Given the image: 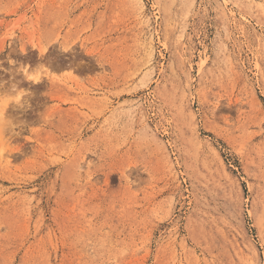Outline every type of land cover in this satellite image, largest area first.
Masks as SVG:
<instances>
[{
    "label": "rangeland",
    "instance_id": "rangeland-1",
    "mask_svg": "<svg viewBox=\"0 0 264 264\" xmlns=\"http://www.w3.org/2000/svg\"><path fill=\"white\" fill-rule=\"evenodd\" d=\"M0 61V264H264V0H0Z\"/></svg>",
    "mask_w": 264,
    "mask_h": 264
},
{
    "label": "clouds",
    "instance_id": "clouds-1",
    "mask_svg": "<svg viewBox=\"0 0 264 264\" xmlns=\"http://www.w3.org/2000/svg\"><path fill=\"white\" fill-rule=\"evenodd\" d=\"M14 36L9 37V39L13 38ZM72 47V46H71ZM69 47L68 49H70ZM64 50L65 48L62 47ZM67 49V50H68ZM21 52L24 51V48L21 47ZM8 63L10 65H15L16 62L14 60L9 59ZM0 71H8L11 72V69H5L3 67V61H0ZM17 73H22L23 76L31 82H39L42 77H47L48 80L51 79L50 70L45 65L41 64L37 66L34 69H29V67L21 64L16 67ZM46 72H49V75H45ZM63 76H71L73 75V71L67 70L62 72ZM57 79L59 80L60 77L58 76ZM6 81L3 79H0V88H3ZM29 93L26 89L19 88L15 83H13L10 87V90L7 92H0V155H4L7 153V148L10 144V136L6 135V132L11 131L13 135H20V132L17 131L19 127H21L20 124L14 123L12 119L8 118L6 115V109L9 107L10 104H15L19 108L23 109L30 106L29 101L25 98L28 96ZM45 123L44 119L43 122L40 125H43ZM34 127L31 128V130ZM126 254V253H122Z\"/></svg>",
    "mask_w": 264,
    "mask_h": 264
},
{
    "label": "bare ground",
    "instance_id": "bare-ground-1",
    "mask_svg": "<svg viewBox=\"0 0 264 264\" xmlns=\"http://www.w3.org/2000/svg\"><path fill=\"white\" fill-rule=\"evenodd\" d=\"M137 7V6H136ZM138 8V7H137ZM65 46H66V44H65ZM67 47V46H66ZM68 48V47H67ZM41 49V48H40ZM40 51H42V49L40 50ZM43 52V51H42ZM45 52V51H44Z\"/></svg>",
    "mask_w": 264,
    "mask_h": 264
}]
</instances>
